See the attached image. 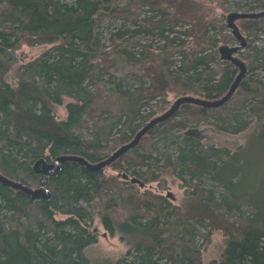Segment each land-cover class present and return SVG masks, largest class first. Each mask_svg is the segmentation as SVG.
<instances>
[{"label":"trees","instance_id":"1","mask_svg":"<svg viewBox=\"0 0 264 264\" xmlns=\"http://www.w3.org/2000/svg\"><path fill=\"white\" fill-rule=\"evenodd\" d=\"M212 1L0 0V174L34 189L44 179L34 168L39 159L75 155L96 163L109 156L104 149L115 151L129 142L155 114L132 124L151 98L168 92L206 100L222 97L239 69L217 54L219 39L209 33V27L218 22ZM248 1L247 11L264 10V0ZM105 18L121 22L109 29L108 43L102 28ZM235 24L242 36L249 37L242 53L245 74L264 70V45L252 43L258 33L264 34V16L240 18ZM140 33L159 38L161 44L156 50L148 45L134 53L119 47ZM22 45L48 48L24 62L16 54ZM218 59L220 66H211ZM120 61L138 69L142 79L136 86L123 88L113 73ZM263 92L264 82L248 76L219 107L181 104L134 148L109 164L119 173L106 174L105 166L89 169L75 160H64L45 181L48 198L33 199L0 182V264H92L85 248L97 241L92 229L96 214L110 236L118 234L127 244L123 256L99 264H264L263 199L250 196L256 206L254 216L240 211L244 198L237 191L243 176L236 152L203 146L190 133L177 146V155L165 156L162 165L156 158L149 162L150 154L137 151L147 135L174 127L185 130L209 115L220 118L217 127L223 130L234 119L231 132H238L248 122L239 114L222 111L223 107L234 93ZM244 102L241 98L236 104L247 112L253 107L264 110V99ZM54 105L64 106V118L55 116ZM179 115L182 118L174 121ZM88 120L93 125L91 137L85 138L81 130ZM99 122H109L108 126L118 122L119 135L109 140L110 130L103 136L96 129ZM262 134L264 128L256 136ZM235 158L231 171H225ZM176 169L190 178L187 183L182 176L189 193L180 204L140 189L137 180H130L140 179L144 184ZM204 175L221 183L226 194L216 199L212 191L199 187ZM220 207L224 212L217 210ZM233 208L239 210L236 218L228 214ZM203 221L226 237L220 256L206 263L202 250L209 233L201 243L197 241V223Z\"/></svg>","mask_w":264,"mask_h":264},{"label":"rangeland","instance_id":"2","mask_svg":"<svg viewBox=\"0 0 264 264\" xmlns=\"http://www.w3.org/2000/svg\"><path fill=\"white\" fill-rule=\"evenodd\" d=\"M248 2V0H213L210 3L215 17L218 18V22L216 27H209V33L215 35V37L219 39L217 47L224 44L230 46L238 44L239 41L236 38L232 37L230 40L227 39L228 36L226 35H231V31L226 26H224L225 29H223L221 25L223 23L226 24V17L230 12L258 11V9L247 11ZM236 3H238L241 7H237ZM2 7V4H0V10ZM120 24L121 22L118 18H105L103 20L102 28L104 29L106 43H108L109 29L119 27ZM248 38L249 37H247V35L244 36L246 43H248ZM223 39L227 40V42H223ZM252 43L257 46L264 45V34L258 33L257 37ZM160 44L159 38L155 39L154 36H148L144 33H140L135 37H131L129 40L124 41L119 47L127 50L128 52L134 53L136 51H140L141 49L143 50V48L148 47V45L152 49H155ZM47 48L48 45H22L17 50L16 54L18 57H20L21 61L26 62L40 55ZM245 49L247 50V44L244 48L238 50L235 56L244 60L242 53L246 51ZM219 60L220 59L211 63V66H220L221 62ZM112 70H114L113 73L120 79L123 88L136 86L141 78L138 76V69H134L129 63L124 61H120L118 63V68ZM248 76L260 79L264 82V70L262 69L254 70L248 74L246 73L244 77L248 78ZM102 78L108 79V76L103 74ZM143 79H145V77H143ZM237 94L234 93L233 97L225 104L222 111L231 114L235 113L236 115L239 114L243 121H247L248 124L242 130L238 132H231L233 127L236 125L234 123V119H232L230 124L227 126V130L219 129L217 124L221 122L220 118L209 115L204 120L197 121L196 124H190L185 130L174 127L170 130H165L157 134L155 133L153 135H147L142 140L140 146L137 147V151L150 154L149 162L155 161L153 159L156 158L158 164L162 165L165 156L169 155L171 158H173L177 155V146L183 145V136L185 135L184 131L190 129L191 133L189 135H192L197 140H199L201 145L224 148L228 150L229 153L236 152L235 156L236 158L237 156L239 157L240 163L238 169L240 174L243 176L242 181L238 185L237 191L239 193L237 196L244 198L241 199L242 201H240V211H242L244 215L250 217L252 215L254 216L256 213V206L252 204L253 202L250 196L262 198L263 200L261 201L263 202L264 206V136L263 134L256 136V134H258L260 130L264 128V110L253 107L250 112H247L236 103L241 98L245 99V104H248L253 100L264 99V92L258 95L241 94L239 96V93ZM176 98L177 96L173 92L166 93L164 97L158 96L156 99L151 98L152 100L150 99L148 104L141 106L139 112L140 117H138L136 120L133 119L132 124L136 125L142 123L143 118H146V116L151 112H155L153 117L162 114L171 106ZM53 113L58 118H64L66 116V111L63 105H54ZM181 118L182 117L180 115L176 116L174 121ZM146 121L147 120H145L144 123ZM119 123H121V121ZM119 123L116 122L112 126H108L109 122H99L96 124V129L103 136H105V133L110 130L108 139L111 140L119 135ZM92 125V121L88 120L87 126L81 130L83 137H91ZM162 127H160V129ZM110 143L111 141L108 142L109 145ZM103 152L110 155L113 150L107 148L104 149ZM236 158L230 161L231 163L228 164V166L225 168V171H231L230 168H232L233 164L236 163ZM51 161L54 160H50L48 162L54 163ZM123 168L126 169L125 166ZM103 170L106 174L113 172L119 173L118 171L112 170L110 165L105 166ZM246 171H248V173H245ZM122 172H124V170H122ZM229 173L230 172H226L224 175ZM182 176L187 180L188 183L190 179L189 174L177 173V169L176 171L164 172L163 175H160L156 181L143 184L140 179L136 180L140 189H149L155 193L167 196L169 200L175 204H180L184 198V195L189 193V190L185 189L183 186ZM237 176L238 175L234 176L233 180H236ZM199 187L212 191L216 199H218L220 195L226 194V191L224 190V187L221 185V183H218L217 181L205 175L200 178ZM217 210L224 212L225 209L220 207ZM228 214H231L236 218L239 215V210L233 208ZM58 216L60 215L57 214V217ZM197 227L200 231V236L197 239L198 243H201L203 241L204 235L209 233V241L205 244L202 250L203 262L206 263L212 259L218 258L223 250V247L225 246V235L221 232V230L210 227L207 224V221L197 223ZM92 229L97 234V241L85 248V254L90 259L92 264H99L107 260L113 261L124 255L127 244L120 240L118 234L110 236L103 228L100 218L97 216V214L94 216ZM235 233L237 234V232Z\"/></svg>","mask_w":264,"mask_h":264},{"label":"water","instance_id":"3","mask_svg":"<svg viewBox=\"0 0 264 264\" xmlns=\"http://www.w3.org/2000/svg\"><path fill=\"white\" fill-rule=\"evenodd\" d=\"M259 16H264V10H259L256 12H238L233 11L227 14L226 18V24L231 29L232 35L239 41V44L235 45H220L218 47V53L222 60H227L231 64L235 65L239 71L236 74L231 86L227 90V92L220 98L216 100H206L200 97H195L191 95H183L180 97H177L171 106L164 111L162 114L157 115L150 119L143 127H141L134 135V137L127 143L121 145L118 147L115 151H113L107 158L104 160H101L96 163H90L87 160H85L83 157L75 156V155H64L59 156L56 158L54 163H50L46 161L45 159H39L35 162L34 168L36 171L42 173L44 175V179L40 183V185L34 189L24 186L20 183H17L2 174H0V182L3 184H6L14 189H21L28 193L31 198H48L49 197V191L45 188V181L47 180L48 176L50 174L56 173V171L59 168V164L63 162L64 160H75L83 165H85L89 169H97L102 168L104 166H107L111 164L115 159H117L120 155H122L127 150L132 149L137 145L140 138L147 133L154 125L165 121L167 118H169L173 113L178 109V107L183 103H192L197 104L200 106H204L207 108L212 107H219L223 103H225L230 96L235 91L236 87L238 86L240 80L244 77L246 67L242 59L238 58L236 55L237 51L241 48H243L246 44V41L242 34L240 33L237 25L235 24V20L240 18H256ZM191 133L190 129L185 131V134ZM40 165V166H39ZM131 182H135L136 178H131Z\"/></svg>","mask_w":264,"mask_h":264}]
</instances>
